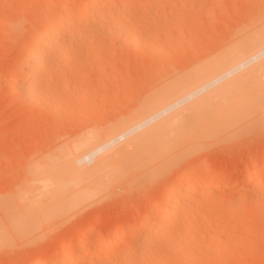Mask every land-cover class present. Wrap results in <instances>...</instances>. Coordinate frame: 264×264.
<instances>
[{"label": "rangeland", "instance_id": "rangeland-1", "mask_svg": "<svg viewBox=\"0 0 264 264\" xmlns=\"http://www.w3.org/2000/svg\"><path fill=\"white\" fill-rule=\"evenodd\" d=\"M142 1H126L127 5L132 4L131 8L125 5L133 10V17L127 21L126 15H118L115 23L121 20L124 28L138 27L141 38L155 34L158 37L153 48L159 49L150 52V45L138 46L123 31L126 39L121 31H113L115 36L110 34L112 31H106L111 36L108 33L103 36L105 32L100 31V37L89 32L84 35L85 48L81 43L83 54L74 55L73 51L57 65H50L52 68L48 63H44L46 68L39 66L43 69L40 71L46 70L48 74L53 71L50 75L54 79L50 77L55 84L52 81L53 84L43 86L53 91L52 96L55 92L61 95L57 97L61 101L56 100L59 106L54 103L62 112L57 115V110L52 114L53 106L50 112L45 103L29 104L13 89L11 80L49 14L77 7L83 0H0V264H39L48 253L56 255L66 243L96 226L102 227L93 235V243L97 244L75 251L73 257H67L68 263L73 260L72 264H264V184L244 183L264 158V119L255 131L254 127L252 132L247 130L252 127H242V133L237 130L239 134L233 132L234 138L225 139L230 132L226 131L225 136L217 137L224 136L221 139L224 145L220 140L206 151L170 161L167 168L164 165L166 169L158 164L159 159L148 156L144 146L131 156L114 157L113 166L94 180L76 184L65 176L51 195H43L40 189L39 180L46 177L41 172L61 167L74 141L87 132L101 131L106 124L110 126L111 120L125 119L152 92L193 72L232 45L247 44L250 38L264 33V0L263 3L260 0ZM112 3L115 5L113 0ZM104 4L106 7L107 3ZM142 14L146 17L141 20L138 16ZM81 16L80 19L84 18ZM125 40L136 46L132 49ZM178 46H182L179 48L182 51H176ZM144 48L150 52L148 55ZM161 48L163 54V49L171 52L168 59L177 58L163 59L169 51L163 57L157 56ZM152 51L157 57L151 55ZM151 59L154 64L159 61L158 71L156 65H150ZM39 68H36L38 72ZM38 79L37 83L40 80L42 85L43 80ZM74 107H78L76 113L82 109L77 117ZM90 108H97L96 116ZM38 109L42 112V116L37 114L41 120L36 118ZM80 113L85 118L78 117ZM75 118L85 120L81 119L80 125L74 122ZM240 134L244 139L232 144V139ZM209 164L224 182L213 195L217 198H212L218 203H209L207 199L212 194L204 191L202 194H209L204 196L207 201L204 206H194L184 213L178 207L164 224L168 230L144 241L140 235L143 228L140 218L146 212L144 203H153L167 188L176 187L185 169L193 165L201 169ZM230 180L233 182L230 186L235 184L231 188ZM242 185L249 186L244 189ZM247 188L248 196L254 192L252 196L241 194L233 203L234 191L245 192ZM202 194L199 195L203 197ZM49 196L52 199L47 200ZM127 217L131 223L125 222ZM115 226L118 232L106 236L105 232ZM94 245L101 248L95 251Z\"/></svg>", "mask_w": 264, "mask_h": 264}, {"label": "bare ground", "instance_id": "bare-ground-1", "mask_svg": "<svg viewBox=\"0 0 264 264\" xmlns=\"http://www.w3.org/2000/svg\"><path fill=\"white\" fill-rule=\"evenodd\" d=\"M110 1L112 2V0ZM117 1L123 4L119 5L118 2V6H116V0H113L115 5H113V3L111 4V2L108 3L109 0H83L82 3L80 2V5H77V7H68L60 10V13L49 14L47 20H45V23L35 35L34 41L29 47L28 52L19 61V71L17 70L18 72L16 71L17 73L13 79L11 78V85L13 89L15 91H19L22 97L24 96V99L26 98L28 100L27 102H30L32 105L34 103L36 105L39 103H45L44 106L48 105L49 108L46 106V109L50 112H52L51 108H55H53L52 114L55 113L56 110V113L60 112L56 108L59 106V102L57 104V101H61L57 97L61 95L58 93L57 95L55 92L52 96L51 94H53V91L47 87L52 91L51 93L49 90V94L48 89L43 86L44 83L47 85L52 83L53 80L51 81L52 78L50 77L52 74L50 75V73L53 71L48 74L47 72H44L46 70L40 71L41 68H39V66L43 65V68H46L47 64L44 67V63H48L49 66L54 65L59 60H64L73 51L75 52L72 53L74 55H81L79 54L80 52L83 54V45L81 43L84 39V35L89 32H93L92 34L95 37H100L99 33L101 34L102 31L105 32L102 33L103 36L105 34L108 35L111 31V35H114L112 34L113 31H121V33L123 31L124 33H129L134 39L133 43L134 41H137L136 43L139 44H137L138 46L146 47L145 45H150V47H148L151 48L149 49L150 52L153 49H159L153 48L155 47L154 45L158 37L154 36L155 34L148 35L146 39L141 38L142 36H139L141 32H139L140 29H138V27L135 29L134 27H131L133 28L132 30L131 28L127 29L126 27L125 29L123 26L124 23L122 24L121 20L120 23H115L116 19L119 17L118 15H126L127 21L130 17H133V10L130 11L131 9H128L130 5L132 6V2L130 1V5H127L126 1L128 2V0H124L125 2H123V0H121L122 2L120 0ZM230 1L232 2V0ZM104 2L109 4V7H107V4L105 7ZM233 3H235V0ZM213 4L211 3V5ZM132 8L134 9V6ZM136 11L137 10L134 12L135 14ZM144 15L145 14H142L138 17L142 20ZM80 16L85 19H80ZM145 17L146 16H144V18ZM197 20L201 21V19ZM117 21L119 22V20ZM127 21L125 23H127ZM107 30L110 32H106ZM94 32L97 35H95ZM262 33L263 32H261V35L259 34L260 36L258 37L250 38L249 41H247V44L242 43L239 45H232L228 50H224L221 53L214 55L198 69L193 70V72H189L182 78H179L168 85L166 84L164 87L162 86V88H159L158 91L152 92L140 103L137 109L129 114L125 119H116L115 121L111 120L110 122L112 123L110 126L107 127L106 124V127L104 128L103 126L101 131L97 130V132H87L82 138L74 141V143L72 142L73 144H71V150L65 154V161L61 167L49 169V171L43 170L41 172L46 175V177L39 180V183L41 184L40 189L42 190L43 195H51L60 185L61 179L65 176L71 177L73 182L76 184L82 180H94L100 173L107 172V170L113 166L114 157L125 158L131 156L144 146L147 147L148 156H150V158L159 159L160 162L158 164L166 169V164L170 161L173 162L172 160L177 162L175 160L178 158V160H183L191 154L199 153L203 150L206 151L205 149H210L209 147H213L214 144L216 146V143L220 142V140L225 136L224 133H226V131H230L232 133L227 132L228 135L225 136V139L230 136L232 137L233 132L239 134L237 130H240L242 127L243 129H246V127H252L247 129L248 131H251V129L253 130V127L255 131V127L260 124L261 125L259 127H261L263 125L261 122L264 119V110H262L264 109V33ZM110 34L108 36H111ZM124 36L125 35H123L122 38H124ZM115 38L117 39V36ZM121 41L119 42L120 44ZM84 42H86V39L83 43ZM125 42L128 46L131 44V48L134 45L133 43H130L131 41L125 40ZM127 42L129 43L127 44ZM89 43H91V41H89ZM177 48V52L182 51L179 50V48L182 49V46H178ZM145 49L146 48L143 50ZM160 50L161 52L156 50L158 52L156 55L160 57H163L169 51L168 50L166 52V50L163 49L165 52L163 54L162 48ZM145 51L143 52L145 53ZM176 51L174 52L176 53ZM149 53L146 51L147 55ZM154 53L155 51H152L151 55H154L153 57H157ZM176 54L172 52L173 56ZM168 56L169 58L171 57L170 51L163 59L167 58L166 60L168 61H172L174 59V57H172L173 59L171 58L172 60L168 59ZM142 58L145 59L143 56ZM150 58L152 57L150 56ZM150 58L148 57V59ZM159 59L161 58H157L156 60ZM152 60L153 59H151L150 65L152 64L153 67L156 65L155 69L160 67L158 65L159 61L154 64ZM160 62L162 63V60ZM36 68H39L41 73L38 72ZM49 68L47 70L48 72L50 71ZM154 73H156V70ZM47 74L49 76H47ZM37 75L39 76V79L43 80V83L41 82L42 85H39L40 80ZM37 79L39 80L38 83ZM65 87L67 89V84ZM21 95H19L20 98H22ZM54 103L57 104L56 107L54 106ZM84 104L85 103H82L81 105ZM32 105L29 106L32 107ZM39 105L43 106L41 104ZM94 107L96 106L94 105ZM76 108L74 107V112L76 111ZM90 109L92 110L89 111L93 114L97 110V108ZM77 110L80 112L82 109ZM40 111V109L37 110V112H39L36 113V116H38L36 117L37 120L40 113H42ZM261 111L263 112L261 113ZM77 113L74 114V117H77ZM81 113L78 117L83 116V118H85ZM92 113H89L88 115ZM94 115L96 116L97 113ZM72 116L69 115V117ZM64 118L66 119V116ZM79 119L80 121L75 118L74 122L78 121L80 125H82L81 123H83L85 119ZM39 120H41V118H39ZM78 122L75 124L78 125ZM85 122L87 123L89 121ZM245 131H243L244 135L246 133ZM221 134L224 136L222 135L223 137H219L221 139H217V137ZM248 134L250 136L249 132ZM236 136L238 137L235 139H232L235 136L229 138V140H233L232 144L237 141L240 142V140L244 139L241 134L240 137L239 135ZM248 139L250 140L252 138ZM222 140H224V138ZM222 140L221 143H223ZM247 141H243V143ZM224 144L225 143H223V145ZM210 167L211 164L198 169L196 165H193L191 168L185 169L181 173V178L179 179L176 187L167 188L159 194L158 199L155 202L144 203L143 208L146 212L140 218V223L143 227L140 235L141 237L143 236L144 241H147L146 237L148 239L151 235L155 234L160 236L162 232L167 231L168 229H166L164 224L171 220V215L174 214L173 212L178 207H180L184 213L186 209L205 204L206 199L204 200V196H208L209 194H212V196H208L209 198L207 200L209 203H218L217 201H214V199L212 200V198L215 197H213V195L217 194L220 185L224 182L222 181L220 175H215L213 173ZM113 180L116 181L115 177ZM224 181L226 183L227 179ZM231 181L232 180H230L228 186L233 183ZM257 181H259V184H264V158L253 169L250 175L247 176L244 183L250 185L256 182L257 184ZM232 186H230V188ZM242 186L244 187L246 185ZM243 187L240 189H243ZM246 187H244V189ZM204 191L209 194H202ZM229 191L231 190L229 189ZM237 192L238 191H234V195L236 197L233 203L239 200L241 194H247L248 196V192L250 193L249 190L247 193L242 191L239 193ZM199 194H202L203 197ZM252 194H250V196H252ZM50 199H52V197L49 196L47 200ZM37 203L38 202L32 205H37ZM39 203H43V201H40ZM131 221L132 220L129 217L125 219L126 223H131ZM101 229V226H96L93 230L86 232L84 235L82 234L83 236L81 235V237L79 236L74 238L70 244L66 243L56 255L52 254V252L48 253L47 256L41 259L42 261L39 264H69L70 262L72 264L73 260L70 261V259L74 256L75 251L79 252L78 250H82L81 248L90 244H95L96 242L93 243V235ZM117 232L118 227L115 226L111 230L105 232V235L109 237L113 236ZM67 244L69 246L72 244V247L69 248ZM96 246L94 245L93 247V250L95 251H97L96 249L99 250L101 248ZM110 251L112 252V250ZM70 255L72 257H70V262L68 263L67 257Z\"/></svg>", "mask_w": 264, "mask_h": 264}]
</instances>
